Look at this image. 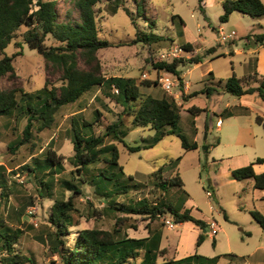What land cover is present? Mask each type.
Returning a JSON list of instances; mask_svg holds the SVG:
<instances>
[{"label": "rangeland", "instance_id": "rangeland-1", "mask_svg": "<svg viewBox=\"0 0 264 264\" xmlns=\"http://www.w3.org/2000/svg\"><path fill=\"white\" fill-rule=\"evenodd\" d=\"M46 1L56 3L60 21L78 20V11L74 8L73 0ZM114 1L112 0L111 3L103 1L94 8L99 30L98 36L114 45L127 43L135 38H140L141 41L132 46L121 45L99 50L98 57L102 63V72L105 77L116 75L134 78L138 84L143 81H156L158 85H153L151 88L140 87L143 93H150L154 97H161L165 93L158 81L162 72L158 71L157 73L153 67V64L164 61L160 59L161 54L174 53L176 58L188 59L187 55L199 54L185 53L181 49L184 44L192 45L194 50L197 49L202 54L205 49L210 47L217 48V52L220 53L228 45L235 43L234 48L240 49L243 52L241 55H229L208 62L212 64L214 74L222 80L231 77L232 72L236 77L241 78L248 69V61L251 56L248 55V47L244 43L245 37L241 38L240 36L245 33L250 37L264 33V15L252 18L233 13L227 22H221L223 0H205L204 14L199 10L197 0ZM137 1L139 5L143 3L144 9L142 5L140 7L137 5ZM115 4H119L118 9L112 13V7ZM124 8L133 14L135 24L125 14ZM23 30L21 28L19 33ZM232 31L237 36L233 40L222 42L219 34L228 35ZM19 33L5 49V54L9 57L20 51V55L15 56L12 61L16 79L13 82H8L4 78L0 82V86L8 88L14 84L23 93L32 95L43 88L46 79H48L50 87H59L61 81L58 75H52L50 72L48 74L45 71L42 57L21 42ZM16 43H21V47H16ZM168 58V61L173 59L172 56H168ZM208 62H205L201 67L194 68L186 78V81L191 85L192 92L194 88L205 86L202 82L207 74L203 75V73L209 66ZM188 68L193 67L188 65L180 68V71L184 72ZM208 72H212V70ZM181 88L182 83L179 81L173 95L170 96H174ZM183 96L185 95L183 94ZM183 96L179 94V97L175 99L181 106L178 129L189 142L194 141L196 136L194 142H196L197 148L194 150L185 151L181 141L173 135H166L156 140L158 136L155 130L134 128L131 125L132 117L130 115L121 116L126 131V136L123 138L125 145L140 147V150L136 152H129L122 143L114 141L119 152L118 164L124 174L122 182L125 183L124 185L133 183L140 186L129 190V193L119 197L117 202L134 205L139 201H146L147 204H153L160 199H165L176 210L187 208L196 219L213 220L218 233L211 237L209 229H206V233H204L191 223L174 225L172 230H168L165 221L173 223L169 215L157 218V220L131 215L127 216V219L122 223V234L142 238L147 236L149 231L163 229L162 246L167 251L164 257L166 260L175 257L180 259L193 254L206 257L222 254L248 257L253 254L255 244L261 240L259 234L264 232L254 222L248 211L239 209L244 204L250 203L246 199L247 196L242 194L238 198L229 185H223L220 186L217 196L214 197L213 190L209 185L213 174V157L216 154H226V150L223 146H219L205 152L204 147H208L215 142V138H219L220 131L216 129V120L222 114L220 112L214 115L212 129L208 133L204 130V123L208 120L205 112L198 117H193L186 110L191 106L204 108L207 103V105L217 106L218 110L224 111L227 106L236 104L237 98L227 93L215 95L210 101L206 99L205 95L197 96L190 99L191 104L186 107L182 99ZM19 98H21L20 93L18 94ZM131 103L135 105L138 102L132 101ZM122 110L123 107L120 104H117L113 99L106 98L99 89H94L77 102L58 110L52 128L36 135L35 141H37L34 150H31L30 144H27L14 152H10L8 146L22 136L24 122L16 121V112L11 116L0 117V182L6 181V185L10 189V196L6 207L3 208V213L9 226L22 231L14 248L15 252L29 258L33 261L32 264H62V262L57 255L51 254L48 246L41 241L43 233L49 230L48 218L52 199L38 195L36 188L39 187V183L30 176L27 170H24V167L31 165L35 159L42 164L45 160V152L51 146L62 161L61 171L54 176L53 198L67 199L69 193L62 190L61 184L57 180H69L71 171H75L72 165V118L80 115L84 120L93 122L97 117V111H99L102 114L99 121L91 130L83 133L98 135L103 132L106 125L117 120V115ZM225 129L226 126L222 131L224 132ZM240 162L239 159L232 160L234 165L241 164ZM158 169H162L161 176L164 180H169L174 173H178L183 187H175L167 191L159 189L156 185L157 179L152 175ZM130 178L133 180L132 182L129 181ZM76 185L81 188L79 182H76ZM83 191L82 197L75 198V207L80 218L78 219L79 225L70 228V235L66 237L69 246L72 245L75 236L82 229L111 230L114 227L113 218L102 214L104 204L95 198L93 187L84 186ZM207 191L212 193V197H207ZM28 202H32V206L27 207L24 216H19L17 220L16 215L12 214V209L18 213L20 207ZM223 212L226 213L229 221L235 223L226 224ZM199 234H204L205 240L197 248L196 241ZM213 238L215 239L214 247L212 246ZM169 247L176 248V251L169 250ZM2 258L3 255H0V260ZM256 259L257 255L250 262L247 261L248 259L242 261L221 258L219 264H256Z\"/></svg>", "mask_w": 264, "mask_h": 264}, {"label": "trees", "instance_id": "trees-1", "mask_svg": "<svg viewBox=\"0 0 264 264\" xmlns=\"http://www.w3.org/2000/svg\"><path fill=\"white\" fill-rule=\"evenodd\" d=\"M103 1L112 2V0H73L74 8L78 11V20L63 22L59 20L55 2L0 0V82L4 78L8 82L16 79L12 61L15 56L20 55V51L9 57L5 54V49L16 38L21 28L24 29L19 33L21 42L42 57L44 69L48 74L49 72L52 75L57 74L61 81L59 87H50L46 79L43 88L34 95L23 93L14 84L8 88L0 86V117L11 116L16 112V121L24 122L22 136L8 146L10 152L27 144H30L31 150H34L36 135L52 128L58 110L77 102L94 89H99L106 98L113 99L123 107L117 115V120L106 125L103 132L98 135L83 133H87V130H91L99 121L102 116L99 111L93 122L84 120L80 115L72 118V165L75 171H71L69 180H57L62 190L69 193L67 199L53 198L54 176L61 171L62 161L51 146L46 150L42 164L35 159L31 165L24 167V170L38 181L39 187L36 188L38 195L52 199L48 218L49 230L43 233L41 241L48 246L51 254L60 258L62 264H219L221 258L237 260L234 254L211 258L193 254L180 259L166 260L164 257L167 251L161 247L163 229L149 231L148 235L142 238L122 234V223L127 216L131 215L145 216L150 220L169 215L174 225L191 223L205 233L208 225L205 221L194 218L187 208L176 210L165 199H160L153 204H147L146 201H139L134 205L117 202L118 198L128 194L129 190L140 186L133 183H131L133 185H124L125 183L122 182L124 174L118 164L119 152L114 141L122 143L129 152L140 150V147L125 145L123 138L126 136V131L122 115L132 117L131 125L134 128L155 130L158 136L156 140L166 135L176 136L185 151L196 149L197 144L194 141L189 142L178 129L181 106L177 104L173 96L164 93L161 97H154L140 90V87L151 88L153 85H158L156 81H143L138 84L132 78L105 77L103 74L102 63L98 57L99 50L121 45L132 46L141 41L140 38H135L127 43L114 45L98 36L94 8ZM197 2L199 10L204 14L202 5L204 0H197ZM118 5L115 4L112 7V13L117 11ZM137 5H139L138 1ZM141 5L144 9L143 3ZM221 5L223 10L220 16L221 22H227L232 13L252 18L264 15V2L261 0H223ZM123 11L135 24L133 14L126 8ZM247 38L249 39L250 36ZM253 40L254 43L262 45L264 33L253 35ZM20 44L16 43L15 46L20 48ZM181 49L187 54L194 52V48L188 43L182 45ZM216 51L217 48L210 47L202 54L192 55L188 59L174 58L170 61H160L153 64V67L157 73L161 71L170 74L180 81V68L199 64L211 56L216 58L224 56V54L214 56ZM251 83L257 85L251 86ZM204 84L205 88L200 92L185 96L182 94L183 101L187 102L200 94L209 97L213 92L220 90L237 98L256 93L264 102V74L259 76L254 73L242 78L232 74L226 80L215 81L210 72L206 75ZM19 93L21 98L18 99ZM132 101L138 103L134 105ZM187 112L197 117L205 112V109L191 106ZM227 114L231 116L230 113ZM256 122L264 125L262 117L257 116ZM208 129L206 120L204 130L208 131ZM256 163H264V159L256 158L254 162L246 166L233 169L231 175L236 181L252 180L253 188L263 191L264 173L254 172L253 165ZM161 174L162 169H158L152 175L157 179L156 185L162 191L183 187L178 173H174L169 180H164ZM129 181L133 180L130 178ZM76 182L80 183L81 188L76 185ZM6 184V181L0 182V255H3L0 264H32L33 261L14 250L22 231L9 226L4 216L3 208L6 207L10 196V189ZM84 186L93 187L95 198L104 204L102 214L113 218L114 227L111 230L82 229L69 246L66 237L70 235V228L79 225L80 218L75 207V198L84 195ZM185 195L187 197V194ZM29 206H32V202L20 207L18 213L12 209V214L16 215L15 218L17 217L18 220L19 216H24ZM249 214L264 231V214L257 210H252ZM224 218L228 221L226 214ZM204 240L205 235L199 234L196 247L198 248ZM212 246H215L214 240ZM159 259L161 261H158Z\"/></svg>", "mask_w": 264, "mask_h": 264}, {"label": "crops", "instance_id": "crops-1", "mask_svg": "<svg viewBox=\"0 0 264 264\" xmlns=\"http://www.w3.org/2000/svg\"><path fill=\"white\" fill-rule=\"evenodd\" d=\"M202 5L203 6L205 5L204 2ZM248 36L249 35H247L246 33L240 36L241 38L245 37L244 43L248 47V55L251 56L249 57V61H248L249 62L248 69L246 70L243 77L252 75L254 73H256L259 76H262L264 74V43L262 45L256 44L254 43L253 36H251L249 39L247 38ZM234 45L235 43H231L230 45H228V47L224 48L223 52L220 53H218L217 50L214 56L218 54H224V56L222 57L235 55V54L241 55L243 52L240 49L234 48ZM193 54H201V53L196 49L194 50ZM188 56L190 57L191 55H187L186 57ZM222 57H218V58H222ZM215 59L217 58L213 56L208 57L205 60H203L201 63L192 65L193 68L191 69L188 68L186 69V71L181 72L180 82L182 83V88L181 90H179L174 94L173 96L174 99H177L179 97V94L188 95L193 92L202 91L205 88L203 84H202L203 87H199L197 89L194 88L192 92L191 85L186 81V78L189 77V75L191 74L194 68L201 67L205 62H208L209 60L210 62H212ZM208 65L209 66L206 69V71L203 73V75L210 73L208 71L212 70L211 73L214 76V80L215 81L220 80V78H218L214 74V68L211 66L212 64L211 63L209 64L208 62ZM232 74L234 73L232 72ZM111 77H121V76L114 75ZM250 85L256 86L257 84L251 83ZM222 94L225 93L223 91L218 90L213 92L209 97H207L205 94H200L199 97L205 95L206 99L207 100L209 99L208 101H210L211 99L214 98L215 95L219 96ZM235 103L236 104L227 106V108H225L224 111L218 110L217 106L207 105V103H205L204 108H200V109H205V114L208 117L207 118L208 119L207 121L209 123L208 133H210L212 129L211 125H212V118L215 117L214 115L219 114L220 112L222 114L216 120V129L220 131L219 138L217 139L215 138V142L208 146V150H214L219 146H223L224 149L226 150L225 151L226 154H216V156L213 157L214 160L213 174L211 180H209V185L213 190L214 197L217 194L218 189H220V186L229 185L233 189V191H235V194L238 196V198H240V195L245 194L247 196L246 199L250 202L249 204H244V206H241L239 209H244L248 212L252 210H257L260 213L264 214V190L263 191L255 190L253 188L252 180L236 181L235 179H233L231 175V170L235 168L243 167L251 162H254L256 158L264 159V125L258 124L256 122L257 116L262 117L264 120V102L258 97L256 93H254L251 95H244L237 98ZM190 104L191 103L189 99L187 102H185L184 105L187 107ZM188 108L190 107H187L186 110ZM227 113H230L231 116H228ZM224 126H226V129L223 132L222 129ZM195 140H196V136L194 137V141ZM230 153L231 154L233 153V155L231 156ZM234 158L239 159V162L240 161L243 162L242 163L240 162L241 164L234 165L232 164V160ZM253 170L257 174L264 173V163L254 164ZM224 214L226 213L223 212V217ZM204 221L207 225H209L210 223H214L213 220L205 219ZM225 221L226 224L235 223L233 221H229V219L228 221L227 220ZM177 225L179 226L181 224H177ZM203 232L205 233V231ZM259 237L261 238V240L257 242V244H255V247L253 249V254L248 257L236 255L237 260L243 261L245 259H248L247 261L250 262V260L257 255V259L255 263L264 264V233H260ZM213 240L215 239L213 238ZM162 244H163V239L161 242V247L164 248ZM169 250L176 251V248L169 247ZM175 259H179V258L175 257Z\"/></svg>", "mask_w": 264, "mask_h": 264}, {"label": "built area", "instance_id": "built-area-1", "mask_svg": "<svg viewBox=\"0 0 264 264\" xmlns=\"http://www.w3.org/2000/svg\"><path fill=\"white\" fill-rule=\"evenodd\" d=\"M219 35H220L222 42L227 41V40H233L236 36L234 32H231L228 35H224L223 33H220ZM168 56L170 57L172 56L173 59L174 57L175 58L177 57L174 53H171L169 55L164 53L160 55V59L164 61H168L169 60ZM158 81L163 91L167 93L168 95H173L174 89L179 83L177 78H175L174 76L170 74H166V73H161V76L159 77ZM206 195L208 198L212 197V193L209 191L206 192ZM165 224L167 225L168 230H172V228L174 227V224L171 221L166 220ZM207 229H209V235L211 237H214L217 234L216 225L214 223H210Z\"/></svg>", "mask_w": 264, "mask_h": 264}, {"label": "water", "instance_id": "water-1", "mask_svg": "<svg viewBox=\"0 0 264 264\" xmlns=\"http://www.w3.org/2000/svg\"><path fill=\"white\" fill-rule=\"evenodd\" d=\"M205 136H206V134H205ZM204 150H205V152H207L208 151V147H204ZM206 157H207V155H206Z\"/></svg>", "mask_w": 264, "mask_h": 264}]
</instances>
